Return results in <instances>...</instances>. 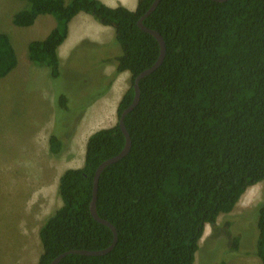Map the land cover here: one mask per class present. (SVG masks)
<instances>
[{"label": "trees", "instance_id": "1", "mask_svg": "<svg viewBox=\"0 0 264 264\" xmlns=\"http://www.w3.org/2000/svg\"><path fill=\"white\" fill-rule=\"evenodd\" d=\"M27 1L15 26L31 27L41 15L56 21L47 38L28 46L30 61L47 65L54 79L61 77L59 48L78 14L114 29L121 53L106 60L116 67L107 89L120 73L131 74L119 118L134 99L136 77L160 54L158 40L138 26L154 0H138L134 11L101 0ZM143 22L162 35L167 51L140 81V102L125 118L130 152L99 180L97 212L116 228L117 244L106 255L69 254L59 264H195L206 226L216 228L220 215L264 181V0H161ZM17 65L9 35L0 32V79ZM60 106L71 111L64 95ZM125 142L118 122L93 133L84 165L62 174V206L39 230V264L112 244L113 231L94 219L90 203L97 168ZM49 144L53 155L64 150L57 133ZM258 214L255 255L264 264V204Z\"/></svg>", "mask_w": 264, "mask_h": 264}, {"label": "rangeland", "instance_id": "2", "mask_svg": "<svg viewBox=\"0 0 264 264\" xmlns=\"http://www.w3.org/2000/svg\"><path fill=\"white\" fill-rule=\"evenodd\" d=\"M28 5L27 0H0V32L9 35L18 57L17 68L0 79V264H39L40 227L62 203L57 193L51 206L53 197L47 199L45 190L55 188L58 175L67 167L83 164L86 141L76 142L79 131L85 129L89 134L84 132L83 137L89 138L117 124L118 105L131 86L129 79L127 89L122 87L117 98L112 94V108L106 109L112 118L107 123L95 120L98 110L85 107L109 90V78L102 73L99 60L103 51L94 53L85 44L72 49L67 58L60 55L61 77L54 79L47 65L30 61L28 50L32 41L44 40L51 33L49 28L39 31V21L47 15L39 16L32 27L13 24L14 15ZM114 49L121 53L117 43ZM63 95L68 98L69 112L60 106ZM53 133L64 142L58 156L50 151ZM262 204L264 181L250 187L231 214L220 215L216 228L207 226L195 264H263L255 255ZM235 237L239 241L236 249Z\"/></svg>", "mask_w": 264, "mask_h": 264}, {"label": "crops", "instance_id": "3", "mask_svg": "<svg viewBox=\"0 0 264 264\" xmlns=\"http://www.w3.org/2000/svg\"><path fill=\"white\" fill-rule=\"evenodd\" d=\"M101 1L110 7L115 8L119 5H123L132 11L136 10L137 3H138V0H101ZM66 2H67V0H66ZM38 20H40V17L37 18L36 22H38ZM36 22H35V24H36ZM39 22H40L39 23V31L40 32L46 30L47 28H49L50 29L49 31L52 32V30L56 27L55 19L49 15L46 17V19H44V21L40 20ZM113 40H114V29L112 27L104 26V25L100 24L99 22H97L90 14L82 12V13L78 14L70 22V24H69V36H68L67 40L65 41V43L59 48V56L61 55V59H62V57L67 58V55L69 54V52L73 51L72 49L76 50L77 48H83V45H85V44L91 46L92 48L89 47V50H91L94 53L103 51L104 56L99 58V60H101L100 63H101V66L103 68L102 73L104 75L106 74V76H108V78L110 79V76H113L116 67L112 61L107 62L106 60L114 59L116 57V55L118 54L117 52H115ZM110 48H112V49L109 53L107 51V49H110ZM121 77H122L123 81L120 80ZM129 79H131V74L128 71L120 73L117 77L114 78L113 83L111 84L109 90L105 94L98 96L93 101V103L89 104L85 108L86 109L90 108V107L96 108L98 111L95 115V118H98V119L101 118L102 120H105V118L107 117V115H106L107 110L106 109L108 107H110L111 103L114 101V99L112 98L113 97L112 94L114 95V92L116 91V89L122 88L123 86H124L123 88H125L124 90H126ZM79 132H80L79 133L80 136H79V138L78 137L75 138L76 142L78 141V139H80L81 134L84 133V131H79ZM83 136H84V134H83ZM88 139L86 140V142L84 144L85 148L83 150V162H82L83 164H82V166L84 165L86 144H87ZM79 166H81V165H79ZM79 166H77L75 163H73L72 165L67 167L66 170L72 169V168L74 169V168H81L82 167V166L81 167H79ZM62 174L63 173H60L58 175L55 188H52L51 190H45V192H44V196L47 199L50 197H53L52 202H51V206L55 205V204H53L56 201V197L54 195L56 194V196H57L59 181H60V177L62 176ZM46 198H44V200H46ZM61 202H62V200H61ZM61 206H62V203H61ZM207 226H206V228H207Z\"/></svg>", "mask_w": 264, "mask_h": 264}, {"label": "water", "instance_id": "4", "mask_svg": "<svg viewBox=\"0 0 264 264\" xmlns=\"http://www.w3.org/2000/svg\"><path fill=\"white\" fill-rule=\"evenodd\" d=\"M217 2H225L228 0H214ZM161 2V0H154V2L152 3L150 9L145 13V15H143L139 21H138V26L140 27V29L146 33H149L151 35H153L159 42L160 45V54L159 57L156 61V63L144 70L142 73H140L135 81H134V99L131 103V105L129 107H127L126 109H124V111L121 113L120 117L118 118V124L120 129L122 130L125 138H126V142H125V146L123 148V150L121 151V153L115 157H112L106 161H104L96 170L95 172V176H94V184H93V196H92V200L90 203V211L92 216L94 217L95 220H97L99 223L108 226L114 234V240L112 242V244L103 250H70L67 252H64L63 254L59 255L58 257H56L50 264H59L62 259L64 257H66L69 254H80V255H86V256H102V255H106L108 253H110L114 247L117 244L118 241V233L116 228L113 226V224H111L109 221L101 218L97 212V198H98V187H99V180L101 177L102 172L104 171V169L113 164L116 163L118 161H120L121 159H123L125 156L128 155V153L131 150V146H132V141H131V137L130 134L126 128L125 125V118L128 114H130L139 104L140 102V97H141V91H140V81L145 78L146 76L150 75L151 73L155 72L164 62V59L166 57V43L164 41V38L162 37V35L158 32L155 31L153 29H150L148 27H146L144 25V20L149 17L154 11L155 9L158 7L159 3Z\"/></svg>", "mask_w": 264, "mask_h": 264}, {"label": "bare ground", "instance_id": "5", "mask_svg": "<svg viewBox=\"0 0 264 264\" xmlns=\"http://www.w3.org/2000/svg\"><path fill=\"white\" fill-rule=\"evenodd\" d=\"M124 77H125V76H124ZM120 80H122V77H121ZM122 81H123V80H122ZM118 83H119V82H118ZM121 83H122V82H121ZM119 85H120V84H119ZM122 85H123V84H122ZM122 85H121V86H122ZM116 87H117V86H116ZM123 87H124V86H123ZM124 89H125V88H124ZM120 92H122V88H118V89H116V91H115V94H116V95H115V98H117L118 95H120ZM110 100H111V99H110ZM110 102H111V101H110ZM110 102H109V103H110ZM109 103H108V104H109ZM112 104H113V102H112ZM112 106H113V105H112ZM108 108H109V107H108ZM110 108H112V107H110ZM113 108H114V107H113ZM103 109H104V108H103ZM113 110H114V109H113ZM111 111H112V110H111ZM96 113H97V112H96ZM112 113H113V112H112ZM93 114H94V113H93ZM101 114H102V113H101ZM101 114H100V115H101ZM104 114H105V113H104ZM109 114H110V115H109ZM97 115H98V114H97ZM106 115H108V117L105 116L106 118H105V120H104V121H105L104 123H107V121H109V120L112 118V117H111V112H110V110H109L108 112H106ZM113 116H114V115H113ZM89 119H90V118H89ZM95 120H96V118H95ZM95 122H96V121H95ZM112 122H113V121H112ZM104 123H103V124H104ZM85 124H86V123H85ZM94 124H95V123H94ZM92 125H93V124H92ZM101 125H102V124H101ZM105 125H106V124H105ZM105 125H104V126H105ZM90 127H91V126H90ZM90 127H89V128H90ZM92 127H93V126H92ZM100 127H101V126H100ZM106 127H107V126H106ZM96 129H97V128H96ZM96 129H94V130H96ZM98 129H99V128H98ZM86 130H87V129H86ZM84 132H85V129H84ZM86 132H87V131H86ZM86 132H85V133H86ZM92 132H93V130H92ZM87 133H88V132H87ZM88 134H89V133H88ZM88 134H87V135H88ZM79 136H80V135H79ZM88 136H89V135H88ZM89 137H90V136H89ZM87 139H88V137H85V138H84V137H83V134H81L80 140L78 139V141H81V140H82L81 142H84V141H86ZM79 143H80V142H79ZM75 145H76V144H75ZM81 145H82V144H81ZM82 150H83V149H82ZM81 166H82V165H81ZM81 166H80V167H81Z\"/></svg>", "mask_w": 264, "mask_h": 264}]
</instances>
